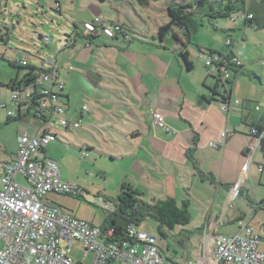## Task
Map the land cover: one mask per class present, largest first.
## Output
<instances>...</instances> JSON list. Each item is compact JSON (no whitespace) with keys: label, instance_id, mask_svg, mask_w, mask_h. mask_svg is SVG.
I'll return each instance as SVG.
<instances>
[{"label":"crops","instance_id":"0c3cea01","mask_svg":"<svg viewBox=\"0 0 264 264\" xmlns=\"http://www.w3.org/2000/svg\"><path fill=\"white\" fill-rule=\"evenodd\" d=\"M102 1L87 0L95 9H97L95 4L97 3L100 7ZM249 1L252 3L253 0ZM54 2L55 11L69 12L64 7V0H54ZM108 2L110 5L118 3L122 7L127 3L136 12L134 1L108 0ZM69 4H74L73 0H69ZM143 5L147 6L148 3H143ZM40 8L45 9L46 6L41 4ZM201 9L199 7L191 9L192 18L198 24L194 32L186 35L185 30L182 29L180 35L179 31L173 29L171 33L178 35L177 40L169 34L163 36L160 41L157 37V29L168 23L169 19L159 21L150 13L155 25L152 32L140 30L135 34L136 37L128 35L127 39L120 35L105 36L102 43L97 44V47H103L102 56L98 60L101 65L86 61V65L93 68L90 72L96 74V78L106 79L98 66H102L105 74L107 72L104 69L114 72L121 78L122 85L128 93L127 101L129 102L125 106L135 121V126L128 125L123 128L122 132L125 138L130 137L129 145L134 148L132 155L136 157L137 180L134 182V187L142 194L145 193L143 190L145 186L147 188L159 187L153 194L151 192L152 201L174 198L179 205L187 202L190 220L189 227L185 230L186 236L192 229L199 230L203 234L209 223L219 216H224V224L234 222L235 219H246L245 212L242 210L244 200L255 209L261 208L264 203V195L258 196L254 187L255 182L260 185L264 178V68L257 62L259 57H264L263 41L260 44L262 49L259 51L255 49L251 57L241 54V60L238 59L233 46L239 42V39L236 37V30L232 24H229L232 20L228 17L208 18V24H206L196 19ZM140 10L149 14V11L142 6ZM258 10L262 14L255 11L253 13L260 16L262 24L259 28L251 27L254 30L264 29V9L259 8ZM201 12L204 15L209 13L207 10ZM67 13L62 17L66 24H72L73 30L68 33L75 37H73V42L65 40L64 47L67 45L74 47L79 36L89 41L86 46L93 44L101 33L99 31L89 32L84 36L85 29H80L73 20L74 18L68 16ZM121 14L122 12L116 10V14L109 15L107 21L117 22L124 26L119 20ZM96 15L100 16L95 11L92 17ZM245 27L247 26L244 25ZM4 34L8 35V29L5 28V32L0 30L1 42ZM195 36L196 39H194ZM240 38L243 41L242 37ZM228 39L232 45L230 49L241 67L231 70L234 74L232 79L229 73L228 78L232 81L231 101L228 110L224 111L218 97H213L208 89L214 88L215 81L208 77L201 59L203 60L204 53H208L209 50L220 52L223 57L229 55L228 48L226 49L225 46ZM189 45H192L193 49H190ZM246 47H248L247 44L240 48L242 50ZM255 47L258 48L257 44ZM177 49L188 53V59L191 62L190 70H187L183 62L177 58ZM0 57L14 60L7 58L5 53H0ZM78 59L85 60L81 55ZM10 72L14 73L13 70ZM58 72L60 76V67ZM18 74L17 69L14 77L10 75L7 77L5 84L0 81L1 88H7L12 93L9 86L12 81L19 82L21 78L17 79ZM85 77L91 84L98 85L96 79H90L86 75ZM112 89L120 91L122 87L113 84ZM217 91H220L219 85ZM64 96H67L65 101L69 102V95ZM235 100L240 101L242 106L234 105ZM256 105H260L261 108L255 110ZM83 106L86 105L82 104L78 113L80 120L85 112L90 113L87 107L86 110H82ZM151 111L163 116L165 123L171 128L170 132L154 124ZM18 113L16 112L15 117H10V120L7 112L4 115L0 114V162L8 160L16 151L17 137L23 127L36 125V120L27 111ZM14 118L19 124L13 127L10 135H7L1 129L3 125H9ZM225 127L231 131L226 137L225 144L218 148L210 147L208 143L218 142ZM251 127L261 132L262 136L259 140L257 135L250 132ZM251 152L252 161L247 174L244 175L238 193L232 196L230 188L241 177L242 165ZM45 154H48L47 148ZM259 166L262 167L261 170ZM61 177L63 180H68L63 178L62 172ZM158 179L162 182L160 186L157 183ZM248 184L250 187L247 186ZM239 198L242 200L240 201ZM46 202L49 203L50 200ZM192 202L201 207L198 215L192 207ZM233 202L236 204L231 208L230 204ZM192 219H201L203 223L197 222L195 225H199L198 228L192 227L190 226ZM239 222H237L238 231ZM245 223L249 225L248 221Z\"/></svg>","mask_w":264,"mask_h":264},{"label":"rangeland","instance_id":"374dc122","mask_svg":"<svg viewBox=\"0 0 264 264\" xmlns=\"http://www.w3.org/2000/svg\"><path fill=\"white\" fill-rule=\"evenodd\" d=\"M73 2L74 4L70 5L69 0H64V7L69 12L65 10V13L62 11L59 13L53 7L55 5L54 0H0V30L5 32V28L8 29V35L4 34L3 41H0V53H5L9 59H26L35 66H38L40 59L49 56L55 58L61 72L58 80L64 84L65 88L61 91L55 88V91L62 95H69L70 98L69 102L64 100L65 112L62 115L71 123L78 122L79 124L78 127L70 126L67 130L52 124L50 131L56 134L57 138L50 141L46 146L47 156L59 163L63 178L76 183L81 194L75 196L48 193L44 196V201L50 200L49 204L60 206L66 213L105 229L110 228L108 225L112 218H115L117 223L122 224L117 210L119 185L129 183L134 186V182L137 180L136 157L132 155L134 148L129 145L130 137H126V139L122 133L123 128L128 125L135 126V121L125 106L129 102L127 101L128 93L122 85L121 78L106 69H104L107 72L105 74L102 66H98V68L107 80L96 78V74L90 72L93 68L86 65V61L101 65L98 60L102 56L101 49L103 47H97V44H101L106 37L99 34L93 44L86 46L89 41L79 36L74 47H68L69 45L64 47L65 40L71 38L68 32L73 30V26L71 23L66 24L62 15L68 12L67 15L74 18L73 20L81 29L84 21L93 20L97 16L92 17L95 11L100 14L99 17L108 22V16H114L116 10H119L122 12L119 20L123 22L128 35L136 37L135 34L140 30L152 32L151 30L155 29L151 14L153 18H157L159 21L168 20L166 11L168 6L193 5L195 7V5L194 0H146L147 6L143 4L138 6L134 1L135 12L127 3L124 4L126 6L122 7L118 3L110 5L108 0H103L100 7L97 3L95 4L97 6L95 9L87 0H73ZM41 4H44L46 8L41 9ZM140 6L147 9L149 14L141 11ZM206 10L207 6L201 9V11ZM201 11L197 13L196 19L208 24L207 13L204 15ZM125 12L126 15H124ZM237 15L238 12L232 13L234 17ZM229 24H232L236 30V37L239 39V42L233 46L238 59L241 60V54L251 57V53L255 49L256 51L262 49L260 44L263 41L264 45V29L254 30L248 26L244 28L238 18ZM176 30L180 32L179 28ZM84 31V36H86L89 31ZM35 33L43 37L48 36L49 40H39ZM240 37L243 41L240 40ZM246 44L248 47L241 50L240 47L246 46ZM256 44L258 48L255 47ZM189 48L193 49L192 45H189ZM77 55L83 56L85 60L80 61ZM201 61L203 62L202 59ZM257 62L264 68L263 56L259 57ZM9 68L11 67L7 61H0V81L4 84L9 75L14 77L16 73V70H13L14 73L11 74L12 69ZM23 73L24 70H19L18 80L23 76ZM229 73L232 79L234 74L231 70ZM85 75L90 79H96L98 85L91 84ZM113 84L120 85L122 90L112 89ZM0 94V104L7 106L6 108L0 106V114L4 115L7 110L12 109L9 103L11 93L7 88L0 86ZM82 104L86 105L90 113L85 112L84 117L78 121V113ZM15 116L16 110L12 118ZM18 124L19 122L14 118L9 125H3L1 131L10 135L13 127H17ZM17 180L24 181L22 176H17ZM157 183L158 186L162 184L159 179ZM247 186L250 187L249 184ZM254 187L258 196L264 195V178H262L260 185L255 182ZM158 188L143 187L145 193L142 194L139 191L142 194L141 199L147 203L152 202L151 192L153 194ZM239 199L242 200V198ZM234 204L236 202L231 203L230 207L232 208ZM192 207L198 215L201 207L194 202H192ZM242 210L245 212L246 219H235L234 222L222 224L217 232L222 235L236 234L239 232L237 222L245 223L248 221L254 230L253 233L264 240V203H262L261 208L255 209L244 200ZM197 222L203 223V220L192 219L190 226L198 228L199 225H195ZM134 227L157 237L165 264H174L172 261L178 264H188L189 260L195 264L198 261L204 242V236L199 230L192 229L187 235L189 240L186 241L184 235H186L185 230L189 227L188 225L176 226L173 230L164 229L167 234L164 238L157 230L158 223L150 217H146L143 222ZM183 238L184 243H179V240ZM1 246L2 242H0ZM71 256L75 262L81 264H91L93 259L91 252L83 254L79 242H74L72 245Z\"/></svg>","mask_w":264,"mask_h":264},{"label":"built area","instance_id":"2783aa9c","mask_svg":"<svg viewBox=\"0 0 264 264\" xmlns=\"http://www.w3.org/2000/svg\"><path fill=\"white\" fill-rule=\"evenodd\" d=\"M252 16L245 8L232 19H250ZM82 28L90 33L100 31L106 37L120 35L128 38L122 24L106 22L99 16L84 21ZM35 34L38 38L39 34ZM44 39L49 40V37L44 36L41 40ZM226 45H231L229 39ZM228 54L223 57L221 53H214L205 57L206 73H213L218 68L228 78V65H233L234 69L239 66L231 50ZM26 62V59L22 60L23 64ZM36 67L38 71L34 80L12 91L9 101L12 109L7 110L9 117L15 110L32 111L36 125L23 127L17 137L16 151L8 160L0 162V264H81L71 256L74 242L81 244L84 255L93 254L91 264H165L156 236L129 226L125 241L112 240L113 228L103 229L44 201L48 193L81 194L76 183L62 179L59 163L45 154L46 146L56 138V134L50 131L52 124L65 129L70 126L76 128L79 123H70L62 115L65 109L57 102L55 90H62L64 84L58 80L59 67L54 58L40 59ZM233 104L242 106L238 100ZM0 106L6 108V104ZM221 108L227 111L229 104L221 105ZM260 108V105L255 106V110ZM82 110H86V106ZM151 113L155 125L171 131L162 115L154 111ZM250 132L257 135L258 140L262 136L255 127H251ZM229 133L231 131L225 127L220 140L210 141L209 146H223ZM251 161L252 152L242 165L241 177L230 188L232 196L238 193ZM17 176H22L24 182L18 181ZM223 217L212 220L204 230V242L195 264H264V240L242 221L239 222L238 233H218V228L225 223ZM188 264L194 263L189 260Z\"/></svg>","mask_w":264,"mask_h":264},{"label":"trees","instance_id":"16d2710c","mask_svg":"<svg viewBox=\"0 0 264 264\" xmlns=\"http://www.w3.org/2000/svg\"><path fill=\"white\" fill-rule=\"evenodd\" d=\"M117 1H123V0H117ZM143 3H146V0ZM194 5L195 7H193V5H188L184 7L182 6L167 7L166 11H167L168 18H169L168 23L162 26H159L157 29V37L159 38L160 41L163 38V36L169 35V34L170 36L173 37L174 40H177L178 35L175 33H171L173 29H176V28H179L180 32L182 29H184L185 30L184 32H186V35L189 32H194L198 24L192 18L193 13H191V9H194L197 7L202 8L204 6H207V11L209 13H207L206 16L208 18L215 19V18H220V17L221 18L228 17L232 21L237 20L236 18L232 19L233 18L232 13L242 11L246 8L247 11L253 14V16L250 19H239L238 18L243 24V26L246 25V26H250L254 28H259L262 24L261 23L262 19L260 18V16H256L254 15V13L258 12L259 14H262V12L259 11L258 9L259 8L264 9V0H253L252 3H250L249 0H194ZM253 11L255 12L253 13ZM92 35L90 36L91 38H92ZM42 37H43L42 35H38L37 39L41 40ZM73 37L75 36L71 34L72 39L66 40V42L68 41L73 42L74 41ZM230 47L231 45L230 46L226 45V49L228 48V50L232 51ZM214 53L219 54L220 52L209 50L208 53H204L203 59L205 57H208V55L214 54ZM231 55L235 56L233 52ZM176 56L183 62L187 70L191 69V62L188 59V53L186 51L177 49ZM0 60L7 61L8 65L11 67L12 70L14 69L24 70V74L18 83H15L14 81L11 82V85L9 86L11 91H13L15 88L19 86L25 87L26 85L30 84L34 80V77L36 76L35 72L38 71V68L34 66V64H31L29 62H26L25 64H23L22 60H25V59L7 60L5 58L0 57ZM220 66H223V65L220 64ZM238 67H241V65L237 66V68ZM227 68L229 70H235L233 65H228ZM221 72L222 71L217 68L215 72L207 74L208 77L213 78L215 81L214 88L212 89L208 88V89L211 91V95L213 97H218L220 106L221 105L227 106L231 101L230 100V93H231L230 87L232 86V81L229 78H225ZM218 85L220 87L219 92L217 91ZM55 95H57V102L61 106H63L65 104L64 100H66L67 96H64L60 93H55ZM18 112L19 110H17V113ZM27 112L32 117H35L32 111H27ZM8 119L10 120L11 118L8 117ZM68 128H65V130H67ZM141 196L142 194L131 184L121 183L119 185L117 210L119 212V217H120V221L122 224L117 223L115 218L111 219V222L109 223L108 226L110 228H113V237H111L112 240L118 239L119 241H125L126 240L125 234L127 232V228L129 226L134 227V226L139 225L141 222L145 220L146 217H150L158 223L157 230L163 238L167 236L164 229L173 230L175 229L176 226H186L189 224L190 214L187 210L188 208L187 202H182L179 205L174 198H166L164 200H157V201L153 200L152 202L147 203L141 199ZM184 238L186 241L189 240L186 235H184ZM184 238L179 240V243L183 244L185 241ZM172 262L174 264H178V263H175L174 261Z\"/></svg>","mask_w":264,"mask_h":264},{"label":"water","instance_id":"95a60500","mask_svg":"<svg viewBox=\"0 0 264 264\" xmlns=\"http://www.w3.org/2000/svg\"><path fill=\"white\" fill-rule=\"evenodd\" d=\"M138 5H141V4H143V2L145 1V0H134Z\"/></svg>","mask_w":264,"mask_h":264}]
</instances>
